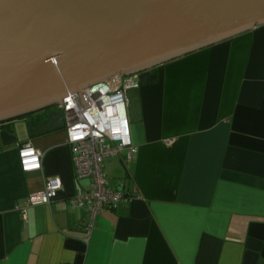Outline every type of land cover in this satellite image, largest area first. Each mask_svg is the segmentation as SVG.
<instances>
[{"label":"crops","instance_id":"0c3cea01","mask_svg":"<svg viewBox=\"0 0 264 264\" xmlns=\"http://www.w3.org/2000/svg\"><path fill=\"white\" fill-rule=\"evenodd\" d=\"M156 74L140 90L142 120L129 126L136 155L103 164L111 188L139 198L98 212L89 234L87 208L59 203L86 183L75 179L63 126L28 138L26 121L10 125L0 264H264V25ZM24 144L42 154L38 170H22ZM52 177L59 199L29 207L25 221L17 207Z\"/></svg>","mask_w":264,"mask_h":264},{"label":"water","instance_id":"95a60500","mask_svg":"<svg viewBox=\"0 0 264 264\" xmlns=\"http://www.w3.org/2000/svg\"><path fill=\"white\" fill-rule=\"evenodd\" d=\"M264 25V0H0V124L45 111L28 138L59 131L62 99L138 73L129 123L156 68ZM17 143L0 129V145Z\"/></svg>","mask_w":264,"mask_h":264},{"label":"built area","instance_id":"2783aa9c","mask_svg":"<svg viewBox=\"0 0 264 264\" xmlns=\"http://www.w3.org/2000/svg\"><path fill=\"white\" fill-rule=\"evenodd\" d=\"M138 73L114 76L83 89L90 107L85 108L79 92L62 99L54 110L63 115L66 144L70 151L75 179L85 181V186L71 196L59 200L71 208H87L91 219L86 225L92 231L94 217L102 210H116L119 205L139 198L135 189L109 186V178L104 173V160L125 153L126 160H132L137 149L129 132V117L126 91L135 88ZM22 170L29 172L40 168L42 154L30 144H24L19 151ZM62 182L58 177L48 178L43 188L27 196L22 207H17L22 218L27 220V210L36 205H50L59 199Z\"/></svg>","mask_w":264,"mask_h":264},{"label":"flooded vegetation","instance_id":"af4514ba","mask_svg":"<svg viewBox=\"0 0 264 264\" xmlns=\"http://www.w3.org/2000/svg\"><path fill=\"white\" fill-rule=\"evenodd\" d=\"M46 114L45 111H39V112H36V113H33V114H29L27 116H24V117H20V118H15V119H11V120H8V121H5V122H2L0 124V129H5L6 131H8L9 133H13V131L11 130L10 128V125L15 122L16 120H19V119H22L23 121H26L27 124L29 123H36L40 117H44ZM27 126V125H26Z\"/></svg>","mask_w":264,"mask_h":264},{"label":"rangeland","instance_id":"374dc122","mask_svg":"<svg viewBox=\"0 0 264 264\" xmlns=\"http://www.w3.org/2000/svg\"><path fill=\"white\" fill-rule=\"evenodd\" d=\"M21 120H22V119L16 120V122H19V123H21ZM26 130H27V128H26Z\"/></svg>","mask_w":264,"mask_h":264}]
</instances>
